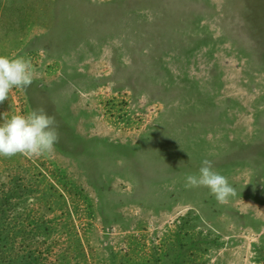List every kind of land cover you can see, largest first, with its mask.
<instances>
[{
	"label": "rangeland",
	"instance_id": "374dc122",
	"mask_svg": "<svg viewBox=\"0 0 264 264\" xmlns=\"http://www.w3.org/2000/svg\"><path fill=\"white\" fill-rule=\"evenodd\" d=\"M0 55L59 132L0 157V264H264V0H0Z\"/></svg>",
	"mask_w": 264,
	"mask_h": 264
},
{
	"label": "clouds",
	"instance_id": "9594fccd",
	"mask_svg": "<svg viewBox=\"0 0 264 264\" xmlns=\"http://www.w3.org/2000/svg\"><path fill=\"white\" fill-rule=\"evenodd\" d=\"M35 69L30 58L0 55V104L15 89H27L33 83ZM59 141L54 116L43 108L26 114H12L0 118V157L22 155L37 159L51 154ZM185 188L205 187L220 204L235 196V189L227 177L213 170V162L204 159L198 173L185 176Z\"/></svg>",
	"mask_w": 264,
	"mask_h": 264
}]
</instances>
